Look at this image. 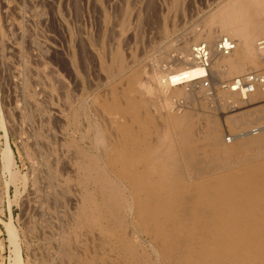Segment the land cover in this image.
<instances>
[{
  "label": "rangeland",
  "instance_id": "rangeland-1",
  "mask_svg": "<svg viewBox=\"0 0 264 264\" xmlns=\"http://www.w3.org/2000/svg\"><path fill=\"white\" fill-rule=\"evenodd\" d=\"M229 1L0 0V264H13L15 259L8 223L18 236L21 264H82L86 255L96 264L119 262L114 245L95 248L96 230L74 236L78 219L82 221V195L92 189L83 185L79 151L96 161L102 157L100 148L109 142L96 100L111 83L123 87L122 79L134 68L140 67L143 84H150L144 77L160 74L161 68H174V60L181 56L179 43L210 27L209 18ZM218 34L229 35L224 30ZM214 37L208 44L219 39ZM262 39L255 38V53ZM219 82H211V89L196 82L171 87L168 100L173 112L189 113L198 130L212 120L224 145L234 143V136L264 133V129L249 133L259 132L264 118L240 129L227 123L235 112L218 103L217 95L223 92ZM165 100L160 95L155 102L161 106ZM253 105H239L238 110ZM6 147L11 152L10 171L2 165ZM127 220L131 221L129 214ZM128 231L144 239L143 246L157 264L148 239L131 225Z\"/></svg>",
  "mask_w": 264,
  "mask_h": 264
},
{
  "label": "bare ground",
  "instance_id": "bare-ground-1",
  "mask_svg": "<svg viewBox=\"0 0 264 264\" xmlns=\"http://www.w3.org/2000/svg\"><path fill=\"white\" fill-rule=\"evenodd\" d=\"M209 23L210 27L193 30L179 43L181 56L173 59L174 68H161L160 74L144 77L150 84H143L140 67L134 68L122 79L123 87L111 83L96 100L109 142L100 148L102 157L96 161L79 151L83 185L92 189L82 193V221L78 219L74 236L96 230L99 243L95 248L114 245L119 253V262L114 264H154L143 246L144 239L135 237V231L129 233L130 225L148 239L157 264H264V133H260L264 125H258L259 132H249L260 134L241 139L234 136V143L224 145L212 120H204L198 130L192 116L174 113L168 100L171 87L204 75L190 59L191 48L198 41L213 42L221 30L239 38L240 43L234 39L236 49L229 56L213 54L208 71L212 83L254 71V66L261 67L264 74V54L257 44L254 52L255 38L264 36V0H231ZM160 95L166 102L158 106L155 100ZM217 97L220 106L235 112L226 119L236 129L264 118V95L260 92L241 96L223 91ZM239 105L256 107L239 111ZM10 153L6 147L2 155V165L8 171ZM6 229L15 246L13 264H21L16 230L9 223ZM82 260V264H96L95 258L87 255Z\"/></svg>",
  "mask_w": 264,
  "mask_h": 264
},
{
  "label": "built area",
  "instance_id": "built-area-1",
  "mask_svg": "<svg viewBox=\"0 0 264 264\" xmlns=\"http://www.w3.org/2000/svg\"><path fill=\"white\" fill-rule=\"evenodd\" d=\"M258 51L264 54V39L257 42ZM236 49V41L227 36H221L213 44L200 42L191 49L190 59L194 65L205 71L204 75L191 82L198 83L204 89H211V77L208 75L213 54L226 57ZM221 90L237 93L241 96L251 95L260 92L264 95V74L259 71H251L232 79L223 80L220 83Z\"/></svg>",
  "mask_w": 264,
  "mask_h": 264
}]
</instances>
